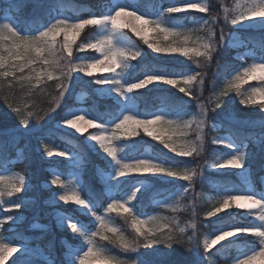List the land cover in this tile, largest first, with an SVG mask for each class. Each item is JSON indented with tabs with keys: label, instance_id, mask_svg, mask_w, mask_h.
I'll use <instances>...</instances> for the list:
<instances>
[{
	"label": "snow or ice",
	"instance_id": "obj_1",
	"mask_svg": "<svg viewBox=\"0 0 264 264\" xmlns=\"http://www.w3.org/2000/svg\"><path fill=\"white\" fill-rule=\"evenodd\" d=\"M222 2V0H221ZM26 0H8L4 9H0V98L7 107L15 114L18 125L9 131L6 138L0 140V167L9 154L15 155L20 150V143L24 136L21 132L30 130V120L37 122L44 121L57 110L63 112L62 104L73 83L75 74L80 73L88 77H93L94 72L100 71L112 73L114 75L93 78V83L101 86V94L109 95L112 92L121 100H130L131 94L138 93L137 90L146 89L150 85H168L178 89L180 93L189 97L196 105L198 111L194 113H182L179 109L169 111V104L166 98L162 99V106L156 112L138 115L134 110L125 111L123 107L118 114L113 115L115 121L110 126L99 122L102 117L91 118L83 113V110H69L61 116V123L74 129L77 133H83L87 128H94L95 131L87 136L94 146L98 148L114 166V172L109 177L100 173L99 179L103 180L108 189L107 203L104 208L105 214H99L97 210V196L89 192L87 197L82 195L84 188L78 183V175L83 171L86 159L82 153L73 156L67 150L57 151L55 154L60 157H67L69 163L79 165L76 178L71 183H66L57 175L46 185H55L60 191L51 192V200L46 201L52 204H68L74 202L81 206L83 211L94 218V229L90 225H85L75 217H69L57 213L56 219L60 226L69 231L76 240L82 241L79 246L69 244L64 250V256L59 264H139L138 259L131 258V254L137 253L140 249H154L163 246L172 249L179 245L188 251H197L202 259L207 260V264H214L208 259L211 249L215 245H222V242L240 234H250L251 240L248 245L240 251L238 257L227 260V264H245L249 258L256 256L264 250V238L253 235L251 229L264 231V213L259 208L251 211L236 213L237 216L249 217L247 222L238 221L220 227L216 234H205L201 239L199 225L204 220L218 217V214L225 213L229 209L243 210L245 207L240 201H236V206L224 204L223 210L214 215L208 213L219 206L226 197L251 195L256 199L264 200V193L257 194L254 191L238 188H219L216 195L212 197L208 206L203 212L204 219H200L198 211L199 193H195L197 183L207 182V169H245L248 148L245 140L237 134L233 128H229L228 136H216L208 139L206 130L220 128L222 125L213 123V114L221 109L225 103V97L230 92L235 91L242 105L256 104V93L253 88L251 92L241 91V85L248 80L257 78L255 66L264 65V54L253 55L251 63L241 64L239 68L232 67L226 71V75H231L232 79L227 81L225 87L219 91L215 90L216 80H212L213 91L205 99L204 91L206 79L209 77L212 67L217 66L216 57L225 50V47H235L237 43L236 33L233 31L238 26L253 20L240 19L251 9L264 6V0H243L237 3L235 9L227 6L222 11L212 3V0H160L157 5L158 16L150 18L147 14L130 10L131 5L122 3L121 0H108L101 6V10L89 12L87 16H65L62 13L50 18L47 23H40L38 17H31L30 20L22 16L23 9L28 7ZM31 6L36 7L35 0H31ZM196 12L205 15L199 17L202 21L193 28L169 27L165 24V18L183 12ZM124 15L138 16V25H145L143 31L138 32L143 43L158 55L170 56L179 54L191 60L196 69L187 74L168 72L164 69H152L143 73L142 78L128 83L122 81L121 71L110 70L104 64L112 60L117 65L128 69L132 61L137 60L142 55V49L129 48L117 43V38L121 34L127 36L129 33L124 29H129V25L121 24L120 18ZM264 18V17H255ZM223 22V27H221ZM23 23V28L21 24ZM264 23V21H261ZM88 26L97 30L95 36L88 37L84 42L77 45V38ZM231 27L230 32L225 28ZM78 29V30H77ZM159 29L158 37L168 41L167 44L155 43L149 39V33ZM208 30L211 32V44L215 47L206 64H201L203 53L206 51L204 41L200 33ZM63 35V39H58ZM83 45H94L95 47L83 48ZM255 47L264 51V41L258 42ZM86 49L95 50L99 55L80 56ZM135 55L136 59L130 57ZM243 59V57H241ZM87 62L93 63L89 69L80 70ZM234 73V74H233ZM52 87L54 95L48 94V88ZM47 97V108L42 107L43 100ZM261 100V99H260ZM262 101V100H261ZM261 106H264L262 104ZM175 118H172V117ZM160 119L163 132L153 127V123ZM231 120L232 118L229 117ZM129 121L135 124V130L127 127ZM152 122V123H144ZM264 122V121H262ZM126 129V130H122ZM143 133L159 141L171 153L179 157L191 158L190 161L180 162H156L152 156H138L132 159L121 158L122 149L118 147V142L131 137H136ZM199 134L202 137L201 147L205 150L206 144L224 145L231 154L225 153L223 157L215 156L212 160L203 163L198 161L202 157L195 152L189 153L181 145L189 138ZM23 161L27 162L30 156L26 149L22 150ZM47 157H52L54 151L47 144L43 146V153ZM235 158V159H233ZM224 161L228 163L222 167L216 166ZM183 164L184 166H179ZM23 171V168H22ZM135 174V175H134ZM134 176H162L178 178L187 182L183 191L174 198L157 201L161 208V213L148 215L136 210L135 201L144 188V181H138L132 185L129 194H124L117 185L121 178ZM39 187L34 186L30 178L25 175L13 173L12 177L0 174V205H5L3 218H0V230L5 223L16 224L22 219L21 209L27 208L31 201L25 199L29 193H38ZM193 195H189V193ZM23 193V195H20ZM16 196V199H9ZM191 199V205L183 202ZM189 210L192 219L184 226L175 225V217L164 215L165 212L177 213ZM120 214L123 220V227L117 225L112 219V213ZM240 230V231H236ZM224 233H234L224 237ZM217 237H223L217 240ZM98 238V239H97ZM16 241L5 242V237L0 233V262L6 260V254L22 252L24 257L14 264H57L52 243L44 247L33 248L24 242L23 236H18ZM248 241V237H245ZM103 241L104 243H100ZM118 248L120 255L113 254L112 249ZM219 251V249H217Z\"/></svg>",
	"mask_w": 264,
	"mask_h": 264
},
{
	"label": "trees",
	"instance_id": "obj_2",
	"mask_svg": "<svg viewBox=\"0 0 264 264\" xmlns=\"http://www.w3.org/2000/svg\"><path fill=\"white\" fill-rule=\"evenodd\" d=\"M142 7L152 6L157 8L160 0H134ZM29 4L28 7L23 9L22 16L25 19L30 20L31 17L35 16L39 18L40 23H47L51 17L55 16L57 13H64L69 17L82 15L87 16L89 12H96L101 10V6L108 2V0H35L36 7L31 6V0H26ZM8 1L0 0V9H4V6ZM212 3L218 6V10L222 11L224 6L229 7L230 9L234 8L235 0H212ZM6 12L7 10L4 9ZM205 14L199 12H187L180 13L174 16L166 17L165 19L177 23V24H189L191 19H197ZM23 23L21 28H23ZM221 27H223V22H221ZM96 29L92 26L86 27L80 34L77 44L84 42L88 37H92ZM226 32L231 31V27L225 28ZM242 41L245 43L246 47L251 49L257 56L264 54L259 47H255L258 42L264 41V29L262 30H236ZM135 38L137 44L143 48L147 49L146 45L143 43V40L139 37H136L134 34H131ZM94 52H90V54ZM216 62H218L219 67L214 66L211 69L209 77L206 79L205 91L204 94H207L210 89H213L211 83L212 80H216L217 84L215 89L219 87L222 83V80L225 76V73L228 69L232 67H237L239 65V60L235 57V50L230 47H225V50L222 51L217 57ZM135 67L131 72V77H137L143 75L144 72L150 71L152 69H164L168 72L173 73H183L185 69L190 66L185 63H178L172 59H162L148 54V56L136 60L134 62ZM85 81H79L71 86L69 93L65 97L64 104H62L63 112L57 110L56 113H52L50 117H46L44 121H40V128L33 132L32 136H42L48 137L53 143L69 148L70 150L76 152L77 154L82 153L86 159V164L84 166L82 174V186L84 188V193L87 197L88 193L91 192L97 196V203L99 205V213L103 211L106 207L107 201V192L105 187L99 179L98 169L109 170L107 162L97 153H95L84 141L82 136H76L70 132L62 131L54 127V125L61 121V116L67 112L70 107H73L78 104L77 95L79 91L86 90L87 97L85 98V104L92 115L95 117H102L100 122H104L108 119L113 118L114 114H118L120 111V105L112 99L100 98L98 95L93 92V84H84ZM138 93H133L134 98L139 102V107L143 111H154L158 110L162 106V99L166 98L169 104V110L173 109H195L196 105L189 97L185 96L183 93H180L176 88H164V89H150V90H137ZM48 94L54 95V90L52 87L48 88ZM43 100L42 107L47 108V97L41 98ZM253 105H250L252 107ZM257 107V106H255ZM258 109V107H257ZM8 108L7 105L3 102V99L0 98V140L6 138L8 133L2 131L3 128H8L12 125H15V115L7 114ZM254 111V112H253ZM9 112V111H8ZM253 115H259L260 113L257 110H252ZM221 128L217 131H210L211 135H219L221 133H228L229 128H233L237 134L241 135L245 142H249L250 145H253L254 141L260 140L258 148H253L251 157L248 161L250 174L252 181L255 183V186L258 190L262 188V178L264 177V131L257 129H245L234 126L224 120H221ZM135 141H140L141 147L146 144H151L154 152L162 153L158 149V142L154 141L152 137L145 135L143 132L139 136L133 138ZM144 140V141H143ZM20 149H26L30 159L27 162L21 161L20 163L15 164V166L22 172L26 178H30L34 186L39 187L38 193H29L35 196L36 203L33 208L25 211V220L18 225H13L10 223H5L4 228L2 229L4 234L9 237L12 241L19 243L17 239L18 236H23L24 242L27 243L30 247L40 248L46 247L49 242L52 243L54 250V255L59 264L60 260L64 256V250L67 248V243L72 245H77L76 240L72 237L71 233L67 230L59 229L54 222L51 208L46 206L44 201L51 195L52 190H45L42 188V182L50 178L49 168L53 166H62L65 161H52L44 160L39 157L38 152L31 146L26 144V140L23 138L22 141H19ZM215 146L211 145V149ZM19 151V150H18ZM18 151L15 155L9 154L8 158L2 162V167L0 170H6L13 166V160L17 157ZM207 153L205 150L204 155ZM164 155V154H162ZM164 157H167L164 155ZM199 159V158H198ZM182 161V159H178ZM199 161V160H198ZM23 168V171H22ZM206 175L208 177L207 182L204 184H199L195 186V193H199L198 197V211L200 212V218H203V212L208 206V202L204 200V195L211 191V185H215L217 188L230 187L244 189L245 186L242 184L240 179L234 173L220 174L212 171H207ZM124 188H128V184H123ZM176 186L173 184L168 185H159L158 183L152 186V188L147 189L143 194L137 198L134 202L136 205L137 211H142L144 213H149L156 210L155 201L159 198H163L169 193L175 191ZM193 195V193H189ZM191 199L185 200L184 204L191 205ZM68 214L71 216L77 217L81 223L85 225L93 226L92 220L87 215L77 211L74 208L62 207ZM240 212V211H239ZM238 213V212H237ZM115 222L117 225L123 227V220L120 218V214H113ZM179 221L184 225L189 223L192 219L190 211L184 210L177 212ZM0 218H1V206H0ZM249 219L244 218L243 216H237L235 212H230L220 217L215 221H208L207 224L202 223L199 226L200 232L210 231L214 228L220 227L221 225L236 223L238 221L247 222ZM47 224L48 228L46 229H34L33 225ZM245 237H248V241L245 240ZM250 235L241 236L235 240L227 241L222 243V245H217L211 249V252L208 255V259L214 260L216 264H227V260L232 257H236L240 254V251L243 250L248 243L250 242ZM100 243H104L100 241ZM219 249V251L217 250ZM113 254L120 255V250L118 248L112 249ZM23 256L19 255L13 258L11 261L6 264H14V262L20 259L23 260ZM131 258H141L147 264H192L197 262V256L193 251H188L185 248L176 245L172 249H168L167 255L165 257L156 258L148 249H140L137 253L131 254Z\"/></svg>",
	"mask_w": 264,
	"mask_h": 264
},
{
	"label": "rangeland",
	"instance_id": "obj_3",
	"mask_svg": "<svg viewBox=\"0 0 264 264\" xmlns=\"http://www.w3.org/2000/svg\"><path fill=\"white\" fill-rule=\"evenodd\" d=\"M8 1V0H6ZM122 3L125 4H129L132 6V8L130 10H136L139 11L141 14H147L149 15L150 18H156L158 16V11L157 8L152 7V6H146V7H142L140 4H138L137 2H135L134 0H121ZM243 0H235L234 3V8H236L237 3H242ZM192 12H196V10H192ZM183 13H187V12H183ZM61 14V13H59ZM58 13L56 15H59ZM65 16H68L64 13H62ZM55 15V16H56ZM261 21H264V18H253V20L245 23L242 26H238L235 29H242V30H248V29H252V30H261L264 29V23H261ZM138 23V22H136ZM200 23H202V21L197 18V19H191L189 24H177L174 22H171L167 19H165V24L169 27H177V28H193L198 26ZM124 31H127L128 33L131 32V29H124ZM97 33V30L95 31V33L92 36H95ZM236 33V32H235ZM131 34H133L131 32ZM131 34H128L127 36L121 34L120 36H118L117 38V43L120 44L121 46L124 47H129V48H140L142 49V55L137 59H142L146 56H148V54H151L154 57L157 58H162V59H172L175 62L178 63H185L188 64L190 67L185 69L184 73L182 74H187L190 73L191 71L196 69V66L193 64V62L191 60H188L186 57H183L179 54H172L170 56H161L156 54L155 52H153L152 49L148 48V46L146 45L147 49H143L141 48L136 40L131 36ZM236 39H237V43L235 47H231L232 49L235 50V56L236 58L239 60V65L237 66V68H239V66L241 64H247V63H251V57L255 54L252 50L248 49L245 45V43L242 41L240 35L238 33H236ZM79 38V37H78ZM77 38V40H78ZM140 38V37H139ZM58 39L62 40L63 39V35H61ZM149 39L150 40H154V41H159V43L161 44H167L170 43L173 38L169 37L168 41H164L162 37H158L156 34L154 33H149ZM77 42V41H76ZM81 43V42H80ZM78 45V44H77ZM95 50L92 49H86L83 52L80 53H74L76 55H80V56H96L99 55L98 53H92L90 54V52H94ZM256 55V54H255ZM241 57H243V59H241ZM136 61V60H135ZM131 62V65L128 67L127 71H125L123 73V77H122V81L124 82H134L135 80L142 78V75L137 76V77H131V72L134 68V62ZM120 71V70H118ZM234 74V73H233ZM108 75H114L112 73H105V72H100V71H96L93 74V77H88L86 75L77 73L74 75L73 77V84L75 83H79V81H85L84 84H93V92H95L96 95H98L100 98H108V99H112L114 101H116L119 105H120V110L121 107L124 108L125 111H129V110H134V112L138 115H142L144 113H151V112H156L158 110L155 111H143L140 107H139V102L134 98V95L131 94L132 98L130 100H121L119 97L116 96V94L114 92H112L109 95H102L101 94V86L97 85L95 83H93V78H100L103 76H108ZM257 78L254 80H248L247 83H244L241 85V91H245L247 90L248 92H251V90L253 88H261L264 89V80L259 79V73H256ZM3 79V78H0ZM232 76L231 75H227L226 77H224L222 83L219 85L218 88H216V91H219L220 89H222L223 87L226 86L227 81L231 80ZM164 88H173V86H168V85H164V84H160V85H150L148 86V88L146 89H141V90H150V89H164ZM71 89V88H70ZM213 89H210L209 92L207 94H204V98L207 99L211 93H212ZM87 97V91L86 90H80L78 95H77V101L78 104L70 107L67 111L69 110H83V113L87 114L89 117L91 118H96L94 115H92L90 113V111L88 110L84 99ZM239 96L235 91H232L229 93V95L227 97H225V103L222 106L221 109L217 110L216 113L213 114L214 119H213V123H219L221 124V120H224L234 126L240 127V128H245V129H257V130H261L264 131V107H262L261 105L264 104V101H261L259 97H255L257 100L256 104H249V105H242L239 102ZM250 105H253L252 107H250ZM257 106V107H255ZM8 108V107H7ZM251 109L252 110H257L260 114L259 115H253V113H251ZM9 111V112H8ZM7 114L10 115H15L9 108H8ZM169 111H173V110H169ZM182 113H194L195 111H198V109H181L179 110ZM254 112V111H253ZM67 113V112H66ZM65 113V114H66ZM64 115V114H63ZM229 117H231L232 119L230 120ZM16 118V116H15ZM172 118H175L174 116ZM100 122V121H99ZM115 121L113 120V118L108 119L104 122L101 123H105L106 126H110L112 123H114ZM15 123L16 125H12L8 128H3L2 131H5L9 134V131L13 128H15L18 125V121L17 118L15 119ZM54 127L66 131V132H70L74 135L77 136H82L84 138V141L88 144V146L97 154H99L108 164L109 170H99V175L100 173H103L104 175L107 176H111L114 172V166L111 164V161L109 158L106 157L105 154H103L101 151L98 150V148L96 146H94V142H92L90 139L87 138V136L89 135V133H92L95 131L94 128H87L86 131H84L83 133H77L74 129L69 128L66 125H63L61 123V121L59 123H56L54 125ZM40 128V123L35 121L34 119L30 120V130L27 132H21V135L24 136V139L26 140V144L28 146H31L35 149L36 152H38V155L40 158L44 159V160H52V161H65V163L62 164V166H53L49 168V172H50V178L48 180H46L48 182V184H50V181L52 179H54L57 175L60 176V179L66 183H71L72 180H74L76 178L75 174L76 172L79 170V165H77L76 163H69V159L67 157H60L58 155H56L55 153L57 151H63V150H67L69 153H71L73 156L77 155L76 152L70 150L69 148L66 147H61L55 143H53L48 137H42V136H32L33 132L36 131L37 129ZM221 128V127H220ZM220 128H216V129H209L206 130L207 132V136L208 139H212L216 136H228L227 133H221L219 135H211L209 134V132L212 131H217ZM143 132V131H141ZM145 134V133H144ZM147 135V134H145ZM134 137L128 138V139H124L121 140L120 142H118V147L120 149H122V152L120 153L121 158H126V159H132L134 157H138V156H152L156 162H163V163H169L172 161L175 162H179L178 159H182V161H190L191 158H185V157H179L176 156L175 154L171 153L167 148H165L159 141L153 139L154 141L158 142V150L162 153H157L154 152L155 150H153L151 144H146L145 146L141 147V143L140 141H135L133 140ZM144 141V140H143ZM260 143V140H256L254 141L253 145H250V143H245V145L248 148V156L246 158V167L245 169H233V168H229V169H221V170H215V169H211L208 168L207 171H212V172H216V173H220V174H228V173H234L240 180L241 182L245 185L246 190H250V191H254L257 194L260 193H264V177H263V183H262V188L261 190H258L255 186V183L252 181L251 175H250V171H249V164L248 161L251 157V153L253 148H258ZM44 144H47L49 147H51L54 151V155L52 157H47L46 154H42L43 153V146ZM215 146L213 149H211V144H206V149L207 153L205 155H203L202 157H200L198 160L199 162L203 163L207 160H212L215 158V156L220 155L221 157H223L225 155V153H227L228 155L231 154L230 150L224 146V145H212ZM165 156L167 157H164ZM21 161H23V154H22V149H20L18 151L17 157L14 159L13 167H10L9 169L0 172V174H4L8 177H12L13 173H19L22 174V172L15 166V164L20 163ZM179 166H184L183 164H180ZM84 170V169H83ZM82 174L83 171L78 175L77 179H78V183L82 184ZM23 175V174H22ZM135 175V174H134ZM27 179V178H26ZM46 181L42 182V188L45 190H52V191H60L59 188L55 185H52L51 187H48L46 185ZM103 185L105 186L103 180H101ZM138 181H144V188H142L141 190V194L146 191L149 188H152V186H154L155 184H159L161 186L163 185H168V184H173L174 186H176L175 191L169 193L168 195H166L163 198H159L156 200L155 205H156V210L150 213H146L148 215H157L161 213V208L159 207V205L157 204V201H163L165 199L168 198H174L176 195H179V193L181 191H183V188L186 187L187 182L180 180L178 178H170V177H162V176H134V177H125V178H121L120 183L117 185L118 189L121 190L124 194H129L132 190V185L136 184ZM123 184H128V188H124ZM106 188V192L108 194V189ZM219 188H217L215 185H211V191L206 193L203 197L204 200L206 202H209V200L214 197L216 195V192ZM141 194L139 196H141ZM20 195H23V193H21ZM138 196V197H139ZM137 197V198H138ZM9 199H16V196L10 197ZM25 199H28L31 201L30 205L27 208L21 209L20 213L22 215V219L18 222H16V224H21L24 220H25V211L29 210L31 208L34 207L35 203H36V199L34 195L29 194V196L25 197ZM51 200V195L44 201L45 205L51 208L52 211V216L55 222V225L59 228V229H64L62 226L59 225L56 216L57 213L61 214V215H66L71 217L70 214H68L64 209L61 208L62 207H66V208H74L77 211L86 214L90 217V214L87 213L86 211L82 210L81 206L75 205L74 202H69L68 204H52V203H47L46 201H50ZM184 203V202H183ZM1 206V218H3V215L5 214L3 212V209L7 206L5 205H0ZM243 212L245 210H239V209H229L227 210V212L225 213H220L218 214V217H212V218H208L207 220H204V223L207 224L208 221H215L218 220L220 217L224 216L227 213L230 212ZM115 213V212H114ZM111 214L112 219L115 221L113 214ZM99 214H105L104 210L102 212H100ZM164 215H169V216H173L175 217V225L178 226H184L183 223H181L179 221V218L177 216V213H170V212H165L163 213ZM244 217V216H243ZM244 218H249V217H244ZM200 219H204L200 218ZM252 219V218H249ZM92 222H93V226L92 228L94 229L95 227V221L94 218H92ZM116 223V222H115ZM227 225V224H225ZM225 225H221L225 226ZM200 227V226H199ZM214 228L210 231H203L199 232L201 234V239L203 238V235L205 234H210V235H214L216 234L217 230L220 228ZM34 229H46L47 228V224H39L36 223L33 225ZM0 233H2V235L5 237V242H9L12 241L9 237H7L3 230H0ZM246 235H250V234H240L239 237L241 236H246ZM73 236V235H72ZM239 237H233L230 240L227 241H231V240H235ZM74 238V236H73ZM75 239V238H74ZM98 239V238H97ZM76 240V239H75ZM225 241V242H227ZM77 245H72V246H79L82 241L80 240H76ZM224 243V242H222ZM69 244H67L68 246ZM217 246V245H215ZM213 246V248L215 247ZM148 251L150 253H152V255H154L156 258H161V257H165L167 255V248H164L163 246L154 248V249H148ZM193 253L196 254L197 256V262L196 263H192V264H207V260L206 259H202L201 255L199 253H197V251L193 250ZM7 255V259L0 262V264H6L7 262L11 261L13 258L22 255V252H13L10 254H6ZM239 255H237L236 257H238ZM138 259L139 264H147L146 262H144L141 258H135ZM215 263L214 260H212Z\"/></svg>",
	"mask_w": 264,
	"mask_h": 264
},
{
	"label": "clouds",
	"instance_id": "obj_4",
	"mask_svg": "<svg viewBox=\"0 0 264 264\" xmlns=\"http://www.w3.org/2000/svg\"><path fill=\"white\" fill-rule=\"evenodd\" d=\"M255 17H264V6L251 9L249 12L245 13L244 16L237 17V20L233 22L235 23V22H238L240 19H251ZM139 19L140 17L138 16L124 15V16H121L120 22L121 24L129 25L130 26L129 29H131V32L136 37H140L142 39V37L138 34V32L143 31V28L145 27V25H138L136 22ZM159 31L160 30L157 29L153 33L158 35ZM211 35H212L211 32L208 30H205L204 32L200 33L202 40L205 42L204 47L206 49V51L203 53V59L200 61L201 64H206L208 60L210 59V56L212 55V53L215 52V47L213 44H211ZM154 42L159 43V41H154ZM89 47H95V46L94 45H83V48H89ZM130 58L134 60L137 57L133 55ZM93 63H97V62H87L83 65L82 68H80V70L84 71L86 69H89ZM104 66L108 67L110 70H113V71H116L117 69H119L122 73L127 71V69H125L124 67L112 62L111 59L106 61ZM255 71L259 73V79L264 80V65H256ZM254 91L256 93V97H259L262 101H264V89H255ZM144 123H152V122H144ZM127 127H132L133 130H135L134 122L129 121L128 124L126 125V128ZM153 127L157 129L158 134L163 132V128L160 124L159 118L153 123ZM122 130H126V129H122ZM201 140H202V137L199 134H197L195 135V137L187 139L185 143L181 145V147L186 149L189 153L195 152L197 155L203 156L205 153V150L201 147ZM227 163H228L227 161H224L222 164L216 165V166L222 167L226 165ZM236 201H240L241 204L245 206L243 208V210L245 211H251L253 208H259L261 209V212L264 213V200L256 199L254 196H251V195H246V196L226 197L219 204V206L216 208H213L208 213V215H214L216 212L223 210L224 204H227L229 206H236L235 204ZM236 231H240V230H236ZM245 231H250L253 235H257V236L264 238V231L262 230L251 229V230H245ZM232 234L234 233H224L223 236L227 237ZM221 238L223 237H217L216 239L219 240ZM245 264H264V250H262L256 256L249 258L247 261H245Z\"/></svg>",
	"mask_w": 264,
	"mask_h": 264
},
{
	"label": "bare ground",
	"instance_id": "obj_5",
	"mask_svg": "<svg viewBox=\"0 0 264 264\" xmlns=\"http://www.w3.org/2000/svg\"><path fill=\"white\" fill-rule=\"evenodd\" d=\"M15 125H16V123H15ZM99 170H102V169L99 168V169H98V172H99ZM104 187H105V186H104ZM105 190H106V188H105Z\"/></svg>",
	"mask_w": 264,
	"mask_h": 264
}]
</instances>
